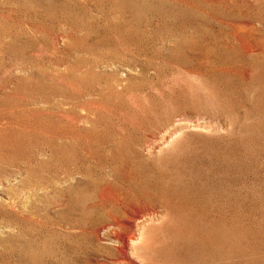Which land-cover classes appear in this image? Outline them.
<instances>
[{
    "label": "rangeland",
    "instance_id": "374dc122",
    "mask_svg": "<svg viewBox=\"0 0 264 264\" xmlns=\"http://www.w3.org/2000/svg\"><path fill=\"white\" fill-rule=\"evenodd\" d=\"M0 264H264V0H0Z\"/></svg>",
    "mask_w": 264,
    "mask_h": 264
}]
</instances>
